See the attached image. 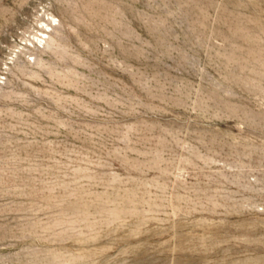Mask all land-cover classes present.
<instances>
[{"label":"rangeland","instance_id":"obj_1","mask_svg":"<svg viewBox=\"0 0 264 264\" xmlns=\"http://www.w3.org/2000/svg\"><path fill=\"white\" fill-rule=\"evenodd\" d=\"M0 264H264V0H0Z\"/></svg>","mask_w":264,"mask_h":264}]
</instances>
